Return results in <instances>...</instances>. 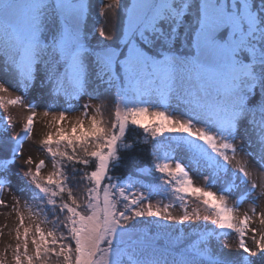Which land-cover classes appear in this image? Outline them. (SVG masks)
<instances>
[{"label": "snow or ice", "instance_id": "snow-or-ice-1", "mask_svg": "<svg viewBox=\"0 0 264 264\" xmlns=\"http://www.w3.org/2000/svg\"><path fill=\"white\" fill-rule=\"evenodd\" d=\"M0 73V93H21L0 101L29 112L14 134L0 114V193L32 136L33 91L55 126L40 142L52 170L23 159L19 191L40 219L26 226L18 212L14 264H264V230L250 226L264 225V0H0ZM135 129L152 144L149 183L142 169L117 174ZM236 192L252 201L242 219ZM230 233L235 252L219 244Z\"/></svg>", "mask_w": 264, "mask_h": 264}, {"label": "rangeland", "instance_id": "rangeland-1", "mask_svg": "<svg viewBox=\"0 0 264 264\" xmlns=\"http://www.w3.org/2000/svg\"><path fill=\"white\" fill-rule=\"evenodd\" d=\"M99 27V25H98ZM2 75V73H0ZM6 86H8L6 84ZM21 93L11 88L9 89L8 93H0V96H5L9 99L15 98V96L20 95ZM28 100H33L36 104V112L37 116L34 120V126L32 131L31 138L24 141L23 145V156L19 160L17 166L13 169V174L10 177L11 183V190L5 188V190L0 193V200L4 201V204H0V257L6 255V264H14L12 259L13 249L17 243L15 230L19 223L18 212L22 213L25 216V225L28 226L29 224H33L38 221L40 218L36 217H29V210L25 207V201L29 204H34L35 202L29 199V193L27 191H19L21 187L25 185V179H22V173L25 170V166L23 165V159L31 156L35 163H39L40 160H44L46 166L42 169L41 175H47L48 172L52 170L51 167V158L48 154L42 150L41 148V140L45 137V135L50 131H55V126L52 125V116L49 115L45 117L43 112L45 111L46 105L43 102V97L39 91H33L27 98ZM87 98H82L79 104L85 103ZM104 102V107L102 109H106L108 112L111 109V101L110 99L102 98ZM102 100H92L90 103L95 108L97 105L102 103ZM27 102V101H26ZM79 104L77 105V110L71 111L67 114L65 121H63V126L68 128L70 131V125L74 122L77 118H82L81 112L82 109L79 108ZM56 109L54 110L55 114H58L60 108L65 107L62 101L56 102ZM0 114L4 116H11L12 123L14 124V133H19L22 131L23 123L26 121L27 115L29 112L26 108L20 106H4V102L0 101ZM92 110H89V115H92ZM239 159V157H238ZM33 170H35V164L31 165ZM194 183L196 186H203L202 180L197 176V173L192 172ZM215 191V188L211 189ZM159 197L154 196L153 202H155ZM173 198H167L164 200L165 203L171 202ZM19 200V204L17 205L16 201ZM187 200V208L188 211L191 212L195 208H199L201 214V220L196 221V224H203L202 217L206 215L204 206L200 201L195 199V197H186ZM240 201L237 203V201ZM230 206H236L238 211L234 214L239 216L241 219L245 213L251 215L250 208L252 206L251 197L241 198V193L236 192L234 193L228 200ZM257 213H259L262 209H264V199L257 202ZM35 209H33L34 211ZM174 216L179 217L183 214V209L180 207L179 203H176V206L170 209ZM250 226L253 228H257L258 230H264V225H261L259 222V218L253 217V220L250 222ZM44 227H48V225H44ZM209 227H212L209 224ZM191 229H186L187 231ZM21 231H23L21 229ZM248 242L251 244L250 234L246 237ZM237 235L235 233H230L227 237L221 236L219 241L220 245L227 243V247L225 248L226 252H235L236 251V244H237ZM219 246V245H217Z\"/></svg>", "mask_w": 264, "mask_h": 264}, {"label": "trees", "instance_id": "trees-1", "mask_svg": "<svg viewBox=\"0 0 264 264\" xmlns=\"http://www.w3.org/2000/svg\"><path fill=\"white\" fill-rule=\"evenodd\" d=\"M92 3L95 8L97 5V0H92ZM91 23H95L97 27L100 23V19L96 15L95 11L93 12ZM102 111L104 112L105 118L107 119L109 112L106 109H102ZM134 140L137 141L136 148L126 156L123 166L117 174H126L129 172L136 173L137 169H142L144 173L143 177H141L142 182H152L151 177L147 175L151 163V141L146 137L141 129H135L132 131L129 134L128 141L126 142L131 143ZM145 141H147V143H145ZM153 175H155L154 172Z\"/></svg>", "mask_w": 264, "mask_h": 264}]
</instances>
